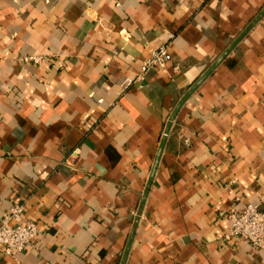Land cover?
Instances as JSON below:
<instances>
[{
  "label": "crops",
  "instance_id": "0c3cea01",
  "mask_svg": "<svg viewBox=\"0 0 264 264\" xmlns=\"http://www.w3.org/2000/svg\"><path fill=\"white\" fill-rule=\"evenodd\" d=\"M247 202L264 0H0V223L21 203L43 229L0 264H264L228 235Z\"/></svg>",
  "mask_w": 264,
  "mask_h": 264
},
{
  "label": "built area",
  "instance_id": "2783aa9c",
  "mask_svg": "<svg viewBox=\"0 0 264 264\" xmlns=\"http://www.w3.org/2000/svg\"><path fill=\"white\" fill-rule=\"evenodd\" d=\"M172 55L167 43L151 46L141 65L139 77L153 67H165ZM25 60L39 61L41 56H25ZM231 221L229 236L248 240L257 249L264 250V208L247 202L241 208L224 211ZM42 226L23 215V205L15 203L3 216L0 223V251L17 256L41 233Z\"/></svg>",
  "mask_w": 264,
  "mask_h": 264
}]
</instances>
